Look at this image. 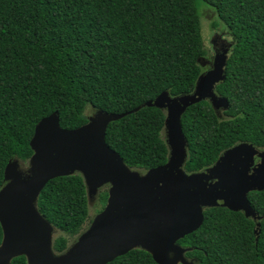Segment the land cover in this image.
Here are the masks:
<instances>
[{
  "label": "trees",
  "instance_id": "trees-1",
  "mask_svg": "<svg viewBox=\"0 0 264 264\" xmlns=\"http://www.w3.org/2000/svg\"><path fill=\"white\" fill-rule=\"evenodd\" d=\"M200 4L214 10L234 37L227 79L216 94L230 104L218 115L210 102L182 118L187 174L205 172L229 149L252 144L264 151V0H0V190L10 161L27 166L36 126L57 113L62 129L88 123V111L132 114L110 124L107 144L132 171L168 162L167 114L136 109L161 94L194 92L206 57ZM215 23L214 27H218ZM220 39H222L220 37ZM229 44L222 41L218 47ZM105 209L109 198L103 192ZM264 218V191L249 195ZM37 208L55 229L62 255L89 221L82 175L58 178ZM203 226L179 241L195 264H264V219L223 208L206 209ZM90 225L92 224L89 223ZM3 230L0 225V244ZM11 264H28L18 257ZM111 264H156L141 249Z\"/></svg>",
  "mask_w": 264,
  "mask_h": 264
},
{
  "label": "water",
  "instance_id": "water-1",
  "mask_svg": "<svg viewBox=\"0 0 264 264\" xmlns=\"http://www.w3.org/2000/svg\"><path fill=\"white\" fill-rule=\"evenodd\" d=\"M220 48L213 68L199 78L193 93L175 98L163 93L134 111L156 108L167 114L168 162L144 175L128 168L106 141L110 124L133 112L97 111L75 130L62 129L57 113L43 119L30 144L34 152L30 169L23 171L20 162L12 160L5 170L0 190V264H11L18 257H26L28 264H111L137 249L149 253L156 264H195L186 258L192 249L179 241L203 226L206 209L218 207L258 222V239L264 218L252 207L249 195L264 191V151L244 143L224 152L205 172L189 175L184 170L188 142L183 116L206 101L219 116L230 108L228 100L216 94L217 86L227 79L231 45ZM77 174L84 179L88 199L107 185L109 198L78 242L57 255L55 227L40 214L37 201L50 182Z\"/></svg>",
  "mask_w": 264,
  "mask_h": 264
},
{
  "label": "rangeland",
  "instance_id": "rangeland-1",
  "mask_svg": "<svg viewBox=\"0 0 264 264\" xmlns=\"http://www.w3.org/2000/svg\"><path fill=\"white\" fill-rule=\"evenodd\" d=\"M200 13H201V34H202V39H203V44L204 48L207 52V55L205 58L200 60V65L203 68V74H206L208 71H210L213 68V63L214 59L216 57L215 55V40L219 36L222 39V41H227L231 45V49L234 47V37L232 33L230 32L229 28L223 24L218 17V14L212 10L207 8L206 4H200ZM219 23L218 27H214V24ZM97 112V111H96ZM95 111H88L87 116L93 117L96 113ZM220 115H222V112H220ZM166 137V135H165ZM260 160L257 159L256 163H259ZM20 166L23 171H28L30 169V164L24 165L20 163ZM146 174V172H141V175ZM110 189V186H105L103 187L97 195L92 196V198L89 199V221L88 225L85 228V231L89 229L91 226L89 223L93 222L94 219L100 214V211L104 208L105 206V201L100 200V198H104L105 194L103 192L108 191ZM109 194V193H108ZM105 199V198H104ZM107 206V205H106ZM106 208V207H105ZM84 233V232H83ZM64 234L58 231L57 229H54L53 232V242L56 238L63 236ZM81 237L78 236L76 239H70V247H73ZM189 262H194L195 261H190Z\"/></svg>",
  "mask_w": 264,
  "mask_h": 264
},
{
  "label": "flooded vegetation",
  "instance_id": "flooded-vegetation-1",
  "mask_svg": "<svg viewBox=\"0 0 264 264\" xmlns=\"http://www.w3.org/2000/svg\"><path fill=\"white\" fill-rule=\"evenodd\" d=\"M223 39V38H222ZM222 39H220V37L218 36L217 38H216V40H215V47H214V49H215V55H216V51L218 52V53H220L221 52V48L220 47H218V45L222 42ZM108 186V185H107ZM108 193H109V190H108ZM108 202V201H107ZM1 245V244H0Z\"/></svg>",
  "mask_w": 264,
  "mask_h": 264
}]
</instances>
